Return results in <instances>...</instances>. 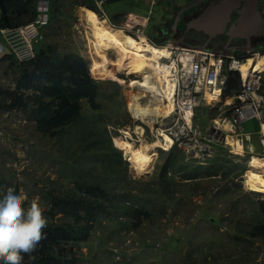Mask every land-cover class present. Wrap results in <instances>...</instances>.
Instances as JSON below:
<instances>
[{
	"label": "trees",
	"instance_id": "16d2710c",
	"mask_svg": "<svg viewBox=\"0 0 264 264\" xmlns=\"http://www.w3.org/2000/svg\"><path fill=\"white\" fill-rule=\"evenodd\" d=\"M50 1L51 6L56 7L55 1ZM103 1L104 6H108L123 0ZM194 1L187 3L188 7ZM166 2L176 12L181 9L173 6V0ZM37 4L38 0H0V29H16L32 21ZM76 5L86 6L101 16L95 0H81ZM90 11L87 12L94 17ZM57 13L52 10L51 24L58 18ZM185 27L183 25L182 29ZM101 33V37L109 35L106 30ZM153 38L157 44H163L156 36ZM91 69L95 74L96 68H91L78 52L63 53L53 43L39 47L36 58L28 62H18L7 54L0 59V73L5 79L4 82L0 81V111L23 112L28 121L35 123L39 133L57 139L78 126L75 130L77 149L74 157L67 164L64 157L69 151L64 149L66 155L60 159L61 166L68 165L73 170L70 174H64L60 169L64 177L71 176L72 185L59 189L61 193L42 190L43 203L48 206L45 212L34 216L26 213L24 223L7 222L0 225V264H79L78 255L88 244L99 222L117 220L123 224L120 220L122 216L133 220L138 217L141 220L131 225L136 228L156 217L157 209H147L140 204L139 198L145 192L142 194L139 191L133 195L132 191L136 188L132 184L139 181L129 180L127 185V170L123 167L121 153L113 147L107 126L100 127L97 114L104 106L100 96L105 82L103 84L93 78ZM96 74L100 79H112L114 75L111 71ZM108 84L120 88L110 80ZM239 88V77L233 73L227 82L225 94L236 92ZM84 102L90 113L84 112ZM161 153L168 157L165 164L159 167L153 181L155 184L147 183V192L152 199L164 204L173 202L169 191L175 189L176 185L183 186L176 181L177 174L186 181H195L194 192L202 188L199 181L220 176L223 185L217 195H223L231 192L234 179L245 170V165L228 164L223 148H218L208 165L195 164V161L185 163V155L177 147ZM121 176L124 177L123 181H119ZM0 186L6 185L0 183ZM256 205L257 208L251 213L250 229L240 230L235 236L237 240H241L245 232L248 244H254L256 240L264 244V201H258ZM0 208V216H10L8 211L2 209L6 206L0 205ZM246 247L249 250V245Z\"/></svg>",
	"mask_w": 264,
	"mask_h": 264
},
{
	"label": "rangeland",
	"instance_id": "374dc122",
	"mask_svg": "<svg viewBox=\"0 0 264 264\" xmlns=\"http://www.w3.org/2000/svg\"><path fill=\"white\" fill-rule=\"evenodd\" d=\"M75 1L60 0V3L56 5L58 18L52 22L50 29H47L46 44L58 45L63 53L78 52L89 64L94 65L95 73L107 74V71H111L112 74L117 75L119 71L113 67L119 68L116 59H109L104 51L107 39L111 36L112 30L116 28H105L96 20V16L92 17L87 11L75 7ZM159 2L160 0H123L105 8L110 14L124 13L123 17H116L113 21L111 19V26H121L130 34H139L142 30L150 32L159 24L165 26L167 19L173 16L172 7H166L167 3L164 6L159 5ZM184 3L185 0H177L178 6ZM103 17L105 18V16ZM219 26L221 27V25ZM105 30L109 31V35H105L99 42L98 39L102 36L101 31ZM166 44L190 47L180 42L179 39L167 41ZM92 75L95 79L100 80L93 72ZM128 77L132 80L131 82L141 80L140 75L137 77L128 75ZM109 80L112 79L100 80L102 83L105 82L100 96L104 106L101 113L97 115L100 118V127L107 126L106 130L112 138V143L114 144L116 137L124 138L118 139L122 142L131 140L129 142L134 146H138L141 139L147 142L156 141L157 139L152 137L151 131L160 125L162 127L159 128L164 127V123L161 120L158 121L159 115L150 114L146 124H138L128 108L130 91L137 92L141 89L136 86L133 89L130 88L129 79L124 87H120L121 89L111 87L108 84ZM115 81L112 80V82ZM115 83L120 86V82ZM151 99L153 98L150 94H147V97L142 98L141 102L144 104ZM83 105L84 112L90 113L87 103L84 102ZM202 111L201 109L198 111L197 122L203 127L205 126V115H201ZM94 121L96 122L95 116ZM155 121L160 122V125ZM77 127L71 128L64 137H61L62 139H57L39 133L33 123L24 120L22 113L0 115V183L5 184L7 181L8 183L5 185H9L7 189L0 188V202H2L0 204L11 206L15 202L19 204L27 202L25 213L32 215H39L46 211L48 206L43 203L42 197L39 195L41 190L61 193L59 189H65L69 184L72 185L70 183L71 176L64 177L60 173V169L64 174H70L73 170L68 165L61 166L60 159L66 155L63 152L64 149L69 151L68 155L64 157L67 164L74 157L77 149L75 142ZM144 127L145 134L144 130L139 129ZM244 129L255 135L259 126L257 122L249 121ZM116 140L115 144L118 147ZM161 151V149L156 150L155 157L152 158L153 168L148 177L139 176L136 172V161L123 154L129 160L127 168L132 173L131 175L127 170V176L132 179L135 177L133 181L144 182H133L132 185L136 188L133 191L134 195L139 191L142 194L147 193V182L154 183L159 167L165 164L168 157ZM70 155L72 156L69 157ZM245 157H247L246 154ZM185 163H187L186 157ZM230 163L232 162L228 160V164ZM177 179L176 181H180L183 186L176 185L171 198L176 199L175 205L181 209L182 214L173 221L160 220L145 224L144 230L141 232V239H138L142 249L129 248L130 252L139 255V258L136 257L134 262L124 264H134L139 261L142 264H249L247 259L234 260V256L229 253L230 236L234 235L236 229L248 228L252 219L251 213L257 208L258 200L264 201V194L249 192L246 184L243 186L238 178L234 179L231 192L223 195H217L223 185L220 176L199 181L202 188L195 192L192 191L195 181H186L179 174ZM181 190L185 191L182 193L184 202L177 200L182 197ZM246 194L248 197H244ZM142 198L144 199V195ZM213 218L219 222H212ZM119 229L118 222H100L90 241L82 249L83 256L78 255L79 264H109V262L115 264L114 256L108 251V245L110 243L115 246L122 244L125 237L122 236V231ZM174 241L176 242L173 248L166 249L165 245L170 246ZM246 246L239 249L238 253L245 251ZM248 251L258 264H264V244L256 240L254 244H249ZM234 255H237V251Z\"/></svg>",
	"mask_w": 264,
	"mask_h": 264
},
{
	"label": "clouds",
	"instance_id": "9594fccd",
	"mask_svg": "<svg viewBox=\"0 0 264 264\" xmlns=\"http://www.w3.org/2000/svg\"><path fill=\"white\" fill-rule=\"evenodd\" d=\"M80 1L81 0H76L75 3H74V6L75 7H79L78 9H81V8L88 9L86 6H77L76 3L77 2H80ZM173 1H174V5L173 6H177V7L181 8V9H178L177 12L174 11V9H173L172 6L165 5V3H167L166 0H160L159 5H163V6L165 5L166 7H169V8L172 7L171 10L173 11V16L175 14H177V18L176 19H174L173 16H172L170 19L169 18L167 19V23H166L165 26L159 24V25H156L154 27V30L152 29L153 32L152 31L145 32V31L142 30V31H140L139 34H130V33H128L127 30H125L124 28H121V26H115V25L111 26L110 25V24H112L111 19L113 21V20H115L116 17H119V16L120 17H123L124 16V13L121 12V13H117V14H110L106 10V8H105L106 6H104V1L103 0H95L96 6L101 11V16L100 17L94 11H92V10L91 11L94 12L101 20H106L108 26L111 29L112 28H120L122 30L124 29L123 31L127 35L132 36V37H134L136 39L137 38H140V36H144L147 39L148 43H150L154 47H165V49L167 51H169L170 55H169V58L168 59L167 58H164V59H162V61L165 62L168 66H170L171 60L173 59L174 56H177L179 54V52H180L181 49L206 50V51H212V52L223 53V54H226V55H235V56H240V55H246L247 56V55H249V56H247L248 57V60L249 59H252V57H251L252 54L259 53L260 54V57H259L258 61L260 60V58H263L264 57V49H254L251 52L250 51H238V50L219 51V50L213 49L211 47H208V46H206V45H204L202 43H201L202 45L201 44H191V45H188L187 44L190 47H179V46L171 45V44H166L165 45V43L167 41H172L174 39H170V40L161 39L160 37L162 36V34H166L172 28H177L178 29V27H179L178 23H179V21L183 20V17H184V15L182 17V13L183 14H186L187 11H189L190 13L196 12V5L199 3L200 0H195L192 3V6L191 7H188V5H187V3H189L190 0H185V3L183 5H181V6H178L177 5V0H173ZM207 4H209L210 6H213V4L211 2H208ZM40 5H42V8L43 7H47L48 8V10L46 12V15L48 16V22L45 25L38 26V31H39V34H40L41 38H38L37 40L33 41V43H32L33 55L30 56V57H27V58H19V56L17 54V51H16V47L14 46V43L11 42V36H12L11 35V31L17 30V29H19L21 27H25V26H27V25H29L31 23H34L36 21V19L38 18V15L40 14V12H39V8H41V7H39ZM56 9L57 8L55 7V5H54V7L51 6V1L50 0H38V4L36 6V14H35V17L33 18L32 21H30L29 23H27V24H25L23 26H20V27H18L16 29H0V38H1V40H0V59L4 55L7 54V55H12L18 62H28V61L34 60L36 58V56H37L38 48L41 47V46L48 45V44H46V32H47V29H50L51 12H52V10H54L56 12ZM139 9L143 10V8H140V7H139ZM210 9H213V8L210 7L208 10H210ZM164 10H166V9H164ZM213 10L215 11V9H213ZM219 10L220 9H216L217 12ZM103 16H105V18ZM178 18H180V20H177ZM176 20H177V22H176ZM191 22H193V21H190V23H189L190 25H191ZM213 24H217V23L214 22ZM142 28H144V26H142ZM218 30H219V33L217 34V36L218 37L219 36H222L223 33L221 32V27L220 26H219V29ZM209 32L210 33H213L214 32V28L213 27H210ZM153 36H156L157 38H159L163 42V44H161V45L157 44V42L154 40ZM112 58L116 59V56L114 55V56H112ZM258 61H257V63H258ZM245 62H247V61H245ZM257 63H256V66H257ZM254 64H255V62L253 60V64L252 65H254ZM91 68H92V65H91ZM233 73L238 75L239 81H240V87H241V78H240V75L237 72H231L230 73V76ZM91 74H92V69H91ZM230 76L227 79L226 84H225V87H224V90H223V95L224 96H227V95L233 96L234 95L233 93H235V94L237 93V92H232L230 94L229 93L225 94L226 85H227L228 80L230 79ZM3 77L4 76L0 73V81L1 82H4L5 81V79ZM117 77H118V80H116L115 82H118L119 83L120 82V79L124 81L123 84L121 82L119 83L120 84V87H124L127 84L128 79L130 80V82L132 81L130 78H128V77H126V76H124V75H122L120 73L117 74ZM9 79H10V77H9ZM96 80H98V79H96ZM100 80H102V79H100ZM112 80H110V81H112ZM11 86L14 88V84H12ZM173 105H174V103H173ZM200 109L203 110L202 113H201V115H205L204 116L205 126H203V127L197 122V119H198V111ZM173 111H174V107L172 108V111L169 114H167L165 116H161V117L158 116L159 117L158 118V121L161 120L164 123V127L163 128H159V127H162V125H160L157 128L154 127L153 130L151 131L152 137H154L157 140H162V144L163 145L167 143V140H164L163 141V138L165 137V135L170 140V142H169V145H170L169 149H165L164 147L159 148L162 151H164V152H170L172 149H174L175 147H177L181 151H183V153H184V155L186 157V162L195 161V164L208 165L209 162H210V160L213 159L215 157V155L217 154L218 148H223L224 149V152H225V155L227 156V160H229L230 162L235 163V164L245 165V170L243 171V174L238 177V179L241 181V183L243 184V186L245 184L246 174L250 170H257L255 168L251 167L252 164L255 165V160L256 159L257 160H264V151L262 150L263 148L261 149V146H260V137L261 136H264V121L262 122L261 120L255 119V118L245 121L243 124H241V133H242L241 134L242 135L241 138L239 136H237V135L235 136V141H232V139L229 138L230 144L227 145V146L224 145L223 142H218V143H216V144L213 145L211 156L200 158V157H197V156L193 155L192 153H189L187 151V148L183 145L184 143L181 144L182 142L180 140H178V141L173 140L164 131V130L167 129V127L172 122V118H169V117L171 116V113H173ZM14 112H16V113H22L23 116H24V120L26 122L33 123L35 125L34 122H30V121L27 120V118H26V116H25V114L23 112H19L17 110H14L12 112H3V111H0V115H2V114L9 115V114L14 113ZM134 120L138 124L139 123H142L143 125L146 124V123H144L142 121H139L137 119H134ZM209 120H210V108L207 105H203V106L198 107L194 111V115L192 117V120H191V124L190 125H193V127H197L198 126V127H200V129H201L202 132H205L208 129V127H209ZM249 121H255V122L258 123L259 130L256 132L255 135L252 134V133H250V132H246L245 129H244V126ZM155 122L158 123V124H160V122H157V121H155ZM35 128H36V125H35ZM141 129L144 130L143 133L145 134L146 133L145 127L144 128H141ZM237 132H239V131H237ZM247 137H250V140H246ZM110 138H111V136H110ZM237 138H238V140H241V141L244 140L242 142V144L237 143ZM116 139H124V138H121V137L114 138V144H115V140ZM125 140H127V139H125ZM127 141H131V140H127ZM111 142H112V138H111ZM114 144L112 143L113 147L115 149H117L119 151V153H121V158H122V161H123V167L124 168L126 167V170H129V172H130V169L127 168V164H128V167H129V160L125 156H123V154H124V153H122L123 150H121L120 148H118L116 146V144L114 146ZM231 144L233 146H231ZM239 147H241V149H239ZM245 154L247 155V157H245ZM130 174L132 175L131 172H130ZM126 178L128 179V183H127V185H128L129 184V180H133L135 177L132 179V178H129L126 175ZM176 179H177V176H176ZM123 180H124V177L121 176V178L119 179V181H123ZM139 182L144 183L143 181H139ZM6 183H8V182L6 181L5 184ZM147 183H149V182H147ZM8 187H9V185H6L3 188L4 189H7ZM0 188H1V186H0ZM133 191H132V193L134 195V192ZM174 191H175V189L169 191L168 195L171 197V195L174 193ZM40 193H39V195H41ZM182 193H185V192H181L182 197L179 198V199H177L179 202H182V201L184 202V200H185V199L183 200L184 196H183ZM149 195L150 194L147 192L144 195V199L142 197L139 198V199L141 200L140 204L141 205L144 204V206H146L147 209H157V211H156V217H155L154 220L144 221V222H142L141 225H139L136 228L132 227L131 225H133L134 222L138 223L141 220L138 217H135L134 220L132 218L129 219V217H126V216L120 217V220L123 222V224L126 225L125 227L123 226V224L119 223L117 220H115L114 222H109V223L118 222L120 224V229L119 230L122 231V236L125 237L122 240V244L119 245V246L112 245L111 243L108 245V251L110 252V254L112 256H114V259H115L114 260V263L115 264L131 263V262H134V259L136 257L139 258V255L131 253L130 250H129V248L130 247H133L134 250H141L142 249L141 243L138 241V239H141V232L144 230L145 224H147V223H155V222L160 221V220L161 221L162 220L173 221V220H176V218L179 215L182 214L181 213V209L178 206L175 205L176 204L175 203V200H176L175 198H172V201H173L172 203L164 204V203H160V202L152 199ZM246 196H248V195L246 194ZM258 201H260V200H258ZM0 203H2V202H0ZM0 205H2V207L6 206L7 208H2V209H5L10 214L9 217L0 216V225L1 224H4V223H7V222H13V223H18V224L19 223H24L25 214H26L25 213V210H26V207L28 206V203L27 202L26 203H23V204H19L18 202H15V204L14 205H11V206H7L5 204H0ZM28 214L30 216H34V215L30 214V213H28ZM102 222H108V221L103 220ZM212 222L218 223L219 221L217 219L213 218L212 219ZM99 224H100V222H99ZM250 225L251 224L249 223L248 224V228L245 229V230H243V231H248L250 229L249 228ZM240 230H242V229H236L235 232H234V235L232 237L230 236V240L231 241L229 243V246H231V248L229 249V253H231L232 256H234L233 257L234 260H238V259L242 258V259H247L249 261V264H258L257 260H255L253 257H251L250 254H248V249H246L245 251H242L241 253H238V250L239 249H243V247H245V245H249L247 243L248 242V239L245 236L246 235L245 232L242 235V239L241 240H237L235 238V236L238 235V232ZM94 233H95V231H94ZM91 237H92V235H91ZM175 242L176 241L172 242L171 245H170V247L167 246V245H165L166 249H169V248L172 249L173 246H174V244H175ZM144 245L146 246L147 244L145 243ZM121 247H124V248L121 249ZM162 248L164 249V247H162ZM82 249H81V251H82ZM81 251H80V255L83 256V254L81 253ZM236 251H237V255H234V253ZM109 264H112V263L109 262ZM134 264H142V262L139 261V262H135Z\"/></svg>",
	"mask_w": 264,
	"mask_h": 264
},
{
	"label": "built area",
	"instance_id": "2783aa9c",
	"mask_svg": "<svg viewBox=\"0 0 264 264\" xmlns=\"http://www.w3.org/2000/svg\"><path fill=\"white\" fill-rule=\"evenodd\" d=\"M39 7L40 14L34 23L11 31V42L19 58L33 55L32 43L41 38L38 26L48 22V8ZM247 56L181 49L171 60L168 67L173 74L174 111L169 117L172 122L164 131L173 140L184 143L189 153L200 158L209 157L214 144L223 142L227 146L229 138L232 141L236 135L241 138V124L245 121L253 118L264 121V65L258 68L256 63L260 54H252L255 64L243 72L241 67L248 61ZM231 72L240 75L241 87L233 96H224L223 90ZM208 94L213 99H209ZM203 105L210 108L209 127L205 132L190 125L194 111ZM243 141L237 138V143ZM260 146L264 151V136L260 137Z\"/></svg>",
	"mask_w": 264,
	"mask_h": 264
},
{
	"label": "bare ground",
	"instance_id": "6f19581e",
	"mask_svg": "<svg viewBox=\"0 0 264 264\" xmlns=\"http://www.w3.org/2000/svg\"><path fill=\"white\" fill-rule=\"evenodd\" d=\"M81 9L90 11L86 8ZM90 12L96 16V20H98V22H100L105 28H110L106 20L101 21L94 12ZM100 39L101 38H99V41ZM104 51L109 59H112V56L114 55L116 56V64L123 72L116 66L113 67L116 68V71L118 69L120 74L126 77H128V75H130V77L135 75L136 77L137 75L141 76L140 81H133L130 85V88L132 89L135 86L141 89L137 92L135 90L130 91L131 97L129 96L130 101L128 102V108L131 114H133L134 119L147 123L150 114L159 115L161 117L172 111V108L174 107L172 100L174 95V85L172 82L173 74L168 65L162 61L164 58L168 59L170 55L165 47H154L148 43L144 36H140V38L136 39L127 35L122 29L116 28L112 30L111 36L107 39L104 45ZM252 64V59L243 63L241 67L242 71L246 73ZM262 65H264V57L260 58L257 67L261 68ZM94 75L101 78L96 73ZM112 79L118 80L117 75L114 74ZM120 82L124 83L123 80ZM147 94H150L153 99L142 104L141 100L142 98L147 97ZM208 98L213 99L209 94ZM164 140H167V143L164 145L162 144V140L147 142L144 139H141L138 146L132 145L129 141L122 142L118 139L116 140V143L118 147L125 152L123 153L126 154V157L136 161L137 174L142 177H148L153 168L152 158L155 157L156 150L161 147H168V149L170 147V140L166 135L163 138V141ZM239 149H241V147H239ZM251 167L257 170H250L246 174L245 184L247 189L251 193L264 194V160L256 159L255 165L252 164Z\"/></svg>",
	"mask_w": 264,
	"mask_h": 264
},
{
	"label": "flooded vegetation",
	"instance_id": "af4514ba",
	"mask_svg": "<svg viewBox=\"0 0 264 264\" xmlns=\"http://www.w3.org/2000/svg\"><path fill=\"white\" fill-rule=\"evenodd\" d=\"M245 5L254 9L260 19L256 20L254 16L243 12ZM210 7L215 11L206 15ZM247 8L245 10H249ZM216 9L220 10L217 12ZM201 15L205 16L204 23L208 26L206 32L193 29L189 24ZM173 18L176 19L177 14ZM214 22L217 24H213ZM178 25V29L172 28L160 38L179 39L188 45L202 43L219 51L251 52L254 49H264V0H200L196 5V12L187 11ZM183 25H186L184 29L181 28ZM219 25L223 34L218 37ZM210 27L214 28L213 33L209 32Z\"/></svg>",
	"mask_w": 264,
	"mask_h": 264
},
{
	"label": "water",
	"instance_id": "95a60500",
	"mask_svg": "<svg viewBox=\"0 0 264 264\" xmlns=\"http://www.w3.org/2000/svg\"><path fill=\"white\" fill-rule=\"evenodd\" d=\"M247 7H248V6L245 5V8H247ZM245 8H244V11H243V12H245L246 14H248V15H250V16H254L256 20H259V19H260L259 17H257V15H256V11H255L254 9H252V8H247V9H249V10H245ZM212 12H214V10H213V9H210V10L206 13V15L209 14V13H212ZM204 18H205V16L202 15V16H200L198 19H196V20H194L193 22H191V27L194 28V29H196V30H204V31L206 32L207 29H208V26L204 23Z\"/></svg>",
	"mask_w": 264,
	"mask_h": 264
},
{
	"label": "crops",
	"instance_id": "0c3cea01",
	"mask_svg": "<svg viewBox=\"0 0 264 264\" xmlns=\"http://www.w3.org/2000/svg\"><path fill=\"white\" fill-rule=\"evenodd\" d=\"M54 1H55L56 5H57L58 3H60L59 0H54ZM101 35H102V33H101ZM100 38H102V37H100ZM0 40H1V38H0ZM98 41H99V39H98ZM98 41H96V42H98ZM99 42H101V40H100ZM246 188H247V187H246Z\"/></svg>",
	"mask_w": 264,
	"mask_h": 264
}]
</instances>
